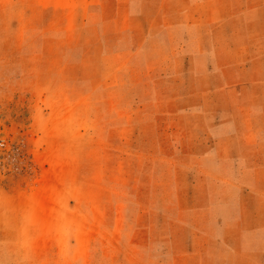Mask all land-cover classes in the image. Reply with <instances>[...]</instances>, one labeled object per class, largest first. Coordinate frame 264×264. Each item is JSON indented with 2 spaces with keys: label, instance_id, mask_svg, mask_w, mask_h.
<instances>
[{
  "label": "rangeland",
  "instance_id": "374dc122",
  "mask_svg": "<svg viewBox=\"0 0 264 264\" xmlns=\"http://www.w3.org/2000/svg\"><path fill=\"white\" fill-rule=\"evenodd\" d=\"M0 264H264V0H0Z\"/></svg>",
  "mask_w": 264,
  "mask_h": 264
}]
</instances>
